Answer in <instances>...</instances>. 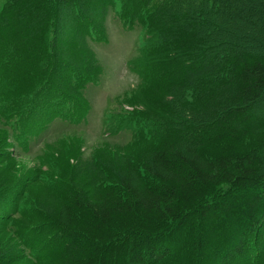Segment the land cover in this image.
Wrapping results in <instances>:
<instances>
[{"label": "trees", "instance_id": "trees-1", "mask_svg": "<svg viewBox=\"0 0 264 264\" xmlns=\"http://www.w3.org/2000/svg\"><path fill=\"white\" fill-rule=\"evenodd\" d=\"M95 2L112 3L7 0L2 16L8 13L12 27L24 24L31 30L51 19L54 59L63 22L72 37L100 31L89 13ZM143 4L163 29L160 40L184 65L182 81L171 85L168 120L151 119V125L167 129L163 144L122 159L112 169V183L96 186L104 179L100 173L96 188L73 192L50 213L48 226L60 242L59 263L236 264L253 251L257 258L262 251L257 238L264 237V0ZM63 9L73 15L76 29L71 18L57 15ZM29 52L30 47L24 59ZM44 70L49 80L32 95L38 104L28 109L31 116L11 125L20 128L12 143L22 152H34L39 143L31 145V137L49 126L57 109V116L72 124L83 119L74 103L85 98L68 76L75 75L83 86L97 80L96 70L70 60L45 62ZM186 88H193V100L184 95ZM7 196L1 193L0 204ZM8 261L0 244V264Z\"/></svg>", "mask_w": 264, "mask_h": 264}, {"label": "rangeland", "instance_id": "rangeland-1", "mask_svg": "<svg viewBox=\"0 0 264 264\" xmlns=\"http://www.w3.org/2000/svg\"><path fill=\"white\" fill-rule=\"evenodd\" d=\"M111 2L106 7L95 2L89 12L100 30L91 31L94 37L86 32L72 37L69 24H60L58 55L53 59L54 22L45 18L34 30L24 24L12 27L8 13L7 19L2 16L7 0H0V195L8 192L0 204V244L11 264H60V242L48 226L50 213L67 203L73 192L90 191L100 173L104 179L96 186L112 183V169L122 159L163 144L167 129L151 121L168 120L167 100L171 85L182 81L183 62L167 41L160 40L163 29L148 17L143 0ZM58 14L71 18L76 29L69 11ZM57 59L96 70L97 80L84 86L75 75L68 76L86 100L74 103L83 119L72 124L59 118L57 109L49 126L38 132L39 139L31 137V145L39 143L34 152H22L12 143L20 128L11 125L31 116L28 109L38 104L31 97L49 80L45 62ZM174 92L180 95L182 90ZM185 94L193 100V88H186ZM143 130L148 133L141 136ZM259 238L262 251L257 258L253 251L236 264H264V237Z\"/></svg>", "mask_w": 264, "mask_h": 264}]
</instances>
